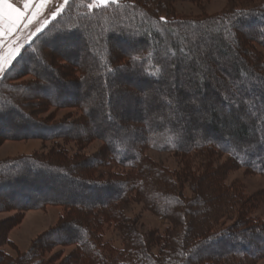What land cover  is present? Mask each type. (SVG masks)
<instances>
[{
	"label": "trees",
	"instance_id": "trees-1",
	"mask_svg": "<svg viewBox=\"0 0 264 264\" xmlns=\"http://www.w3.org/2000/svg\"><path fill=\"white\" fill-rule=\"evenodd\" d=\"M175 1L183 0L105 6L70 0L1 78L0 142L55 145L0 162V214L14 213L0 221V264H257L264 258V221L251 214L257 201L228 187L211 164V153H221L264 176V5L183 19L174 16ZM181 71L184 79L178 80ZM130 87L143 95L123 103ZM81 89L83 102H75ZM192 93L199 106L184 104ZM154 94L170 97L172 110L165 111ZM66 109L81 116L58 119ZM191 111L205 118L189 117V126L210 137H194L180 126V114ZM95 140L103 148L93 156L67 149L74 143L83 151ZM147 150L180 156L184 168L172 174L145 157ZM194 154L207 161L201 170L189 165ZM186 184L191 199L182 195ZM136 198L174 220V229L154 237L128 226L122 208ZM50 206L64 213L20 253L10 232L27 212ZM223 220L233 223L219 229ZM108 224L122 232V250L103 241ZM68 246L76 249L65 259L46 257Z\"/></svg>",
	"mask_w": 264,
	"mask_h": 264
},
{
	"label": "rangeland",
	"instance_id": "rangeland-1",
	"mask_svg": "<svg viewBox=\"0 0 264 264\" xmlns=\"http://www.w3.org/2000/svg\"><path fill=\"white\" fill-rule=\"evenodd\" d=\"M70 0H46L44 6L40 8L41 0H33V6L29 10L28 16L22 22L20 28L17 29L16 33L11 36L5 38V40L0 41V56L4 55L9 49L15 48L19 46L20 51L19 53L12 59L5 67L3 73H0V80L5 74V72L12 66L14 60L19 56L22 52L23 48L28 45L39 33H41L50 22L57 18L59 14L63 12L66 8L67 4ZM112 0H108L110 3ZM148 1H155V0H148ZM157 1V0H156ZM248 1V2H244ZM14 6L20 7L23 10V3L24 0H11ZM94 5L105 6L107 4L100 3L99 0H92ZM233 5V6H232ZM264 5V0H196V1H175L173 3V12L174 16L183 18V19H198L204 17H214L220 15L233 7L237 8H252V7H259ZM37 9H39L37 11ZM32 13H36L35 19L32 21L31 24L27 23L28 19L32 18ZM242 29V28H241ZM249 30V29H248ZM251 34L253 31L249 30ZM216 32L212 33V35H216ZM230 48H233V45L229 43ZM121 47L114 46V51L119 52ZM54 51V52H53ZM54 54L60 53L58 50H53ZM122 52V51H121ZM261 52L264 54V49H261ZM83 58V54L82 57ZM225 61L224 58L220 57L219 63L222 64ZM217 63V62H216ZM219 63L215 66V70L219 71ZM184 72H179L175 77L178 80H183ZM202 77L204 76L203 74ZM32 78L28 77L25 81H29ZM126 86H130L126 82H123ZM87 85V84H85ZM85 85L82 86L85 89ZM172 89L175 87L172 85ZM129 91L126 92L124 96L125 99L122 100L123 103L129 99L131 101H136L139 96L142 97L143 91H139L137 88H129ZM81 89V96L79 100H75V102H83L82 96L84 91ZM238 93V92H237ZM155 97L159 96L158 94H154ZM92 96L89 95L85 99L86 103H90V98ZM161 104L164 107L165 111L172 110L170 109V105H167V102L172 100L170 97H162ZM45 99V98H44ZM169 99V100H168ZM213 102L212 100H209ZM74 102V101H73ZM135 103V102H134ZM184 104H190L193 106H199L200 102L198 101V95L196 94H188ZM173 105V104H172ZM226 105V104H225ZM175 106V105H174ZM228 106L230 109L233 107L229 103ZM174 108V107H173ZM141 109H145L144 104L141 105ZM221 109V107H220ZM129 111H133V108H130ZM149 113V112H148ZM118 116L123 117L122 110L117 111ZM150 114V113H149ZM154 114V112H153ZM243 116V113H239ZM247 113H244V115ZM251 114V113H250ZM70 115V116H68ZM81 113L75 109H66L61 110L57 113L58 119H66L70 117L71 120L79 119ZM100 117V116H99ZM103 117V116H102ZM181 120L179 122L180 126L186 129H189V132L194 135V137L199 138H207L209 135H206L205 132H201L199 128H195L189 126L188 119L189 117H193L196 120H202L205 118L203 112L191 111L190 115L187 114H180ZM229 117H232L229 114ZM125 118V117H123ZM131 117L129 116L128 119ZM90 120L91 117L89 118ZM93 121V120H92ZM105 126V125H103ZM107 128V126L105 127ZM108 129V128H107ZM95 130V129H94ZM6 133V132H5ZM3 135V134H2ZM1 136V135H0ZM214 137H217L218 135ZM210 137V136H209ZM220 137H222L220 135ZM55 144L53 142H44L42 140H26V141H7V142H0V162L7 160V159H14L20 156H27L33 154H41L48 152ZM103 148V142L101 140H95L91 142L85 150L80 151L79 148L74 144L70 143L67 146V149L70 151L71 154L81 153L88 156L96 155L101 149ZM145 157H148L155 165L160 168H164L170 171L173 174L175 171H180L184 168L185 159H182L180 156H177L172 153L166 152H158L153 150H147L144 154ZM211 164L214 170H219L220 172L224 173V181L228 187H236L241 192L244 193L246 198L256 200V204H252L253 210L251 214L261 220L264 221V176L254 174L249 170L239 167L235 163L233 164L229 157L221 154V153H211ZM189 165L191 169L194 168L195 170H201L203 165H206L207 161L204 157L200 154H194L189 159ZM185 199L193 198V192L189 184H186L183 188V193ZM136 196V195H134ZM260 198V199H259ZM106 204L109 202V199L106 198ZM64 213V209L62 207L50 206L45 208L44 210H38L37 212L30 211L29 213L25 214L23 224L15 229L12 234V240L18 244V247L22 249V251H26L29 249L30 242L33 237L37 236L41 232L45 231L50 226H54L59 217ZM122 213L125 217L126 224L136 230L141 235H150L153 234L154 237H163L166 230L174 229V220L167 219L163 215H158L147 209L145 204L140 201L139 199H135L133 201H129L124 209L122 208ZM12 216L14 213H2L0 215ZM233 221L223 220L221 222V226L219 229L231 226ZM104 239L103 241L110 244L117 250H122L124 248V237L122 232L117 229L114 224H108L104 228ZM7 248V247H6ZM75 246H68V247H57L51 253H49L46 257H52L55 254H59L60 259H65L69 255L75 251ZM20 253H24L19 251ZM158 252L157 249H154V253ZM14 256L16 257V252L14 251ZM257 264H264V258L258 261Z\"/></svg>",
	"mask_w": 264,
	"mask_h": 264
},
{
	"label": "snow or ice",
	"instance_id": "snow-or-ice-1",
	"mask_svg": "<svg viewBox=\"0 0 264 264\" xmlns=\"http://www.w3.org/2000/svg\"><path fill=\"white\" fill-rule=\"evenodd\" d=\"M46 0H41L40 8L44 6ZM100 3L107 4L108 0H99ZM114 3L115 0H112ZM67 3V0H65ZM33 6V0H24L23 10L20 7L14 6L11 0H0V41L5 40L6 37L16 33L20 28L22 22L28 16L29 10ZM39 9H37L38 11ZM36 13H32V18L27 20L28 24H31L35 19ZM2 46V45H0ZM19 46L9 49L4 55L0 56V73H3L6 65L14 59L19 53Z\"/></svg>",
	"mask_w": 264,
	"mask_h": 264
},
{
	"label": "crops",
	"instance_id": "crops-1",
	"mask_svg": "<svg viewBox=\"0 0 264 264\" xmlns=\"http://www.w3.org/2000/svg\"><path fill=\"white\" fill-rule=\"evenodd\" d=\"M32 212H37V211H32ZM28 213H29V212H28ZM26 214H27V213H26ZM10 216H11V215H10ZM10 216H9V217H10ZM25 217H26V216H25ZM6 218H8V216H6V215H4V214H3V215H0V221H1V220H4V219H6ZM24 220H25V218H24ZM24 220H23V222H24ZM58 220H59V219H58ZM23 222H22V224H23ZM57 222H58V221H57ZM22 224H21V225H22ZM56 224H57V223H56ZM56 224H55V225H56ZM21 225H20V226H21ZM55 225H54V226H55ZM20 226H19V227H20ZM54 226H50V227L47 228L45 231H43V232H41L40 234H38L37 236L33 237L32 240H31V242H30V246H31L32 242H33L36 238H38L40 235H42L43 233H45L46 231H48L49 229H51V228L54 227ZM19 227H17V228H19ZM17 228H15V229H17ZM15 229H14V230H15ZM14 230H12V231L10 232V234H9V240H10V241H11V242L17 247V249H18L19 251L24 252V253L27 252V251L30 249V246H29V249H28V250H26V251H22V249H20V248L18 247V244H16V242L12 240V234H13V231H14ZM4 250H5V252H6L7 254H9L10 256H14V255H15V254H14V250H13L12 248H10V247L5 248Z\"/></svg>",
	"mask_w": 264,
	"mask_h": 264
}]
</instances>
